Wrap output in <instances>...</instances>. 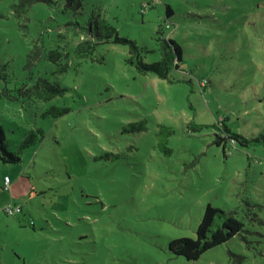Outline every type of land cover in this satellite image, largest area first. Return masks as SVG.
Masks as SVG:
<instances>
[{"label":"rangeland","instance_id":"374dc122","mask_svg":"<svg viewBox=\"0 0 264 264\" xmlns=\"http://www.w3.org/2000/svg\"><path fill=\"white\" fill-rule=\"evenodd\" d=\"M14 4L0 0V86L14 96L0 95V125L20 156L0 161V264H264V0ZM100 16L146 62L158 58L157 37L174 39L178 67L139 73L113 41L77 64L75 26ZM43 78L67 91L19 94ZM51 104L69 111L42 116ZM141 119L145 128L130 130ZM37 127L43 138L19 151ZM224 128L243 141L217 143ZM208 203L242 230L196 259L173 253L169 241L196 236Z\"/></svg>","mask_w":264,"mask_h":264},{"label":"trees","instance_id":"16d2710c","mask_svg":"<svg viewBox=\"0 0 264 264\" xmlns=\"http://www.w3.org/2000/svg\"><path fill=\"white\" fill-rule=\"evenodd\" d=\"M36 1H49V0H18V4H14L15 9L25 10L29 5ZM63 2V9H71L78 11L82 6V0H61ZM172 12V9L167 6V16ZM76 31H82L81 38L71 48L72 55L77 64H80L82 60L94 58V51L96 45L100 42L113 41L116 43L126 44L128 46L129 55L125 58L128 64L135 67L137 72L146 73L148 71L153 72L161 78H166L168 70L171 66L178 67V63L181 59V47L180 45L170 37H157V51L158 58L151 62H146L141 57V48L137 43L126 36L118 34L117 28L112 22L105 17L93 18L88 26H75ZM35 54H38L37 49H34ZM61 55V52L54 49L50 51L49 57L52 60H56ZM67 56V52L65 51ZM101 60V58H98ZM61 71L65 69V65H61L59 68ZM17 88V87H16ZM19 94H26L28 96H34L38 99L47 101L55 97L56 95H63L67 88L61 86L58 82L49 81L46 78L38 79L35 83L27 86L21 85L19 87ZM9 88L0 86V95L14 97ZM19 96V95H18ZM69 111L67 106H59L51 104L47 109L42 112V116L51 115L53 117H59ZM159 132L164 129L168 132L171 130L165 125L159 123ZM130 130H141L145 128V119H141L136 124H129ZM44 131L42 128H30L27 130L23 139L18 145V150L36 143L43 138ZM5 131L0 125V161L2 162H18L20 160L19 152L9 151L5 144ZM228 138L231 141L242 140V136L238 133H232L230 129L224 128V134H216V142L219 143ZM116 156V154H114ZM243 223L231 212L226 211L220 207L206 204L201 216L200 222L196 228V236H184L180 238H174L169 241L170 250L178 255L184 256L186 259H196L205 250L218 245L242 230Z\"/></svg>","mask_w":264,"mask_h":264},{"label":"built area","instance_id":"2783aa9c","mask_svg":"<svg viewBox=\"0 0 264 264\" xmlns=\"http://www.w3.org/2000/svg\"><path fill=\"white\" fill-rule=\"evenodd\" d=\"M9 181L10 180H9L8 176H4L3 183H4L5 189L9 188ZM21 209H22V205L20 203H18V204H15L13 206H6L4 208V212H6L7 214H14V213L20 212Z\"/></svg>","mask_w":264,"mask_h":264}]
</instances>
